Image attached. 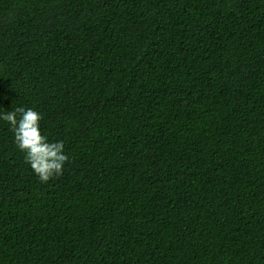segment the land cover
Segmentation results:
<instances>
[{
    "label": "trees",
    "instance_id": "obj_1",
    "mask_svg": "<svg viewBox=\"0 0 264 264\" xmlns=\"http://www.w3.org/2000/svg\"><path fill=\"white\" fill-rule=\"evenodd\" d=\"M0 264H264V0H0ZM19 118V116H18Z\"/></svg>",
    "mask_w": 264,
    "mask_h": 264
},
{
    "label": "clouds",
    "instance_id": "obj_2",
    "mask_svg": "<svg viewBox=\"0 0 264 264\" xmlns=\"http://www.w3.org/2000/svg\"><path fill=\"white\" fill-rule=\"evenodd\" d=\"M19 116V118H18ZM41 115L31 108L17 107L14 111L0 113V120L9 125L16 148L24 153L38 181L47 183L63 174L68 156L63 141L49 142L40 131Z\"/></svg>",
    "mask_w": 264,
    "mask_h": 264
}]
</instances>
